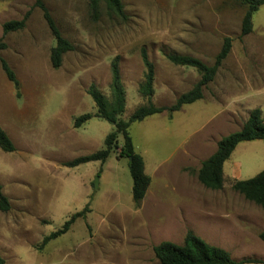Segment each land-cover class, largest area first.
Returning <instances> with one entry per match:
<instances>
[{
    "label": "rangeland",
    "instance_id": "obj_1",
    "mask_svg": "<svg viewBox=\"0 0 264 264\" xmlns=\"http://www.w3.org/2000/svg\"><path fill=\"white\" fill-rule=\"evenodd\" d=\"M120 1L124 18L104 3L94 17L87 0H44L62 37L73 46L62 56L61 66L53 69L50 51L55 41L41 11L33 8L35 0H0V58L20 83L18 99L0 66V82L7 81L12 91L11 97L4 96L13 105L7 114L10 122L3 117L12 124L9 138L16 149L7 153L12 169L1 186L10 204L7 212H0L4 264H159L153 248L162 242L182 245L188 232L227 251L234 261L264 259V243L254 229L262 228L256 226L259 208L246 204L233 191V182L223 179L221 189H207L194 172L221 138L240 130L239 112L211 122L198 136L197 151L187 158L177 151L182 138L175 133L187 119L163 125L168 118L164 112L131 124L128 132L138 153L144 154L147 165L158 164L166 171L153 180L138 207L132 202L127 159L120 156V136L103 165L93 161L63 166L103 150L106 136L114 130L93 116L96 107L88 89L95 85L111 101L110 63L116 56L125 90L120 116L124 121L145 105L139 91L144 80L142 48L154 66L152 103L157 107L170 106L199 79L195 69L170 63L169 54L212 66L223 39H231L228 58L204 91L215 103L237 99L264 75L259 72L264 69V5L253 15L252 32L239 38L246 11L239 0ZM27 13L22 30L3 33L4 23L20 21ZM84 114L92 117L73 128ZM186 114L191 119L198 116L195 106ZM260 152L257 145L246 146L230 160L244 163ZM22 158L26 167L18 171ZM85 207L84 217L40 248L44 237Z\"/></svg>",
    "mask_w": 264,
    "mask_h": 264
},
{
    "label": "trees",
    "instance_id": "obj_2",
    "mask_svg": "<svg viewBox=\"0 0 264 264\" xmlns=\"http://www.w3.org/2000/svg\"><path fill=\"white\" fill-rule=\"evenodd\" d=\"M246 6V11L241 21L239 38H242L252 32L253 15L264 5V0H239ZM91 13L94 17L99 14L100 4L104 3L108 11L119 18H124V11L120 0H87ZM33 8L41 11L44 21L46 22L51 35L54 38L55 45L50 51V63L53 69L61 66L62 56L73 50V46L65 40L58 30L51 14L44 4V0H35ZM29 16L27 13L20 21H9L3 25V33L15 32L22 30ZM4 45H0V48ZM231 39L226 37L220 51L215 57L212 66L206 65L201 60L191 57L169 54L166 59L175 66L190 67L195 69L199 74V80L187 92L178 96L170 106H155L152 103L154 95V66L148 59L144 48L140 51V58L144 67L143 82L139 91L145 99V105L138 107L126 121L120 119L125 109V90L122 86L120 71L118 67L119 57L116 56L110 63L111 73V96L108 102L99 92L95 85L91 84L88 94L93 100L96 112L93 115L96 118L105 120L114 127L113 132L108 134L104 140V149L87 156L75 158L63 164L64 167L72 168L88 162L99 161L104 164L109 155L113 152L114 145L118 137L122 139L121 157L127 159V166L132 180V202L138 207L144 199L147 189L150 185V177L144 171V162L142 157L136 153L132 138L128 132L131 124L141 122L149 116L167 113L171 118L174 112L180 111L184 105L192 104L200 100L203 96L204 88L212 82L218 68L223 60L228 56L231 50ZM0 66L6 78L12 83L16 98H20V83L13 69L2 58ZM92 115L84 114L75 119L73 128H79L83 123L88 121ZM264 140V118L260 109L250 111L248 119L239 131L233 132L221 138L216 144V150L207 159L201 162L197 172V180L207 189L219 190L223 186V165L229 159L236 145L243 141ZM0 149L4 152H14L15 147L6 133L0 128ZM233 191L244 197L245 200L264 208V170L247 180L236 181L232 185ZM10 209L8 198L2 193L0 186V212H7ZM86 207L69 217L62 227L44 237L40 248L45 246L49 241L65 234L70 226L78 219L84 217ZM264 243V231L258 235ZM154 256L159 264H245V263H262L258 260H241L234 261L229 253L221 248L211 246L188 232L182 245H176L170 242H162L153 248ZM0 264H4L0 256Z\"/></svg>",
    "mask_w": 264,
    "mask_h": 264
},
{
    "label": "crops",
    "instance_id": "obj_3",
    "mask_svg": "<svg viewBox=\"0 0 264 264\" xmlns=\"http://www.w3.org/2000/svg\"><path fill=\"white\" fill-rule=\"evenodd\" d=\"M229 56V54H228ZM228 56L223 60V62L228 58ZM221 64L223 66L224 64ZM221 66L218 68L217 73L209 84H212L215 81V78L217 77V74L219 70L221 69ZM260 73L264 74V69L259 71ZM8 80V79H7ZM199 80V79H198ZM209 84L204 88L203 90V96L200 100L195 101L192 104L184 105L180 111L174 112L171 115V118H167V122L163 125H172L178 123V121L182 119L185 120L182 124L179 123L181 126V129L175 133H177V136L179 138H182L181 143L179 144L180 147L177 148V151H180L181 158H187L191 154L195 153L198 149V136L201 135V133L205 132L207 129V126L210 125L211 122H213L216 119H221V117H224L226 114L239 112L241 113L242 122L240 123V129L242 128L243 124L248 119L250 111L253 109H260L262 112V116L264 118V95L261 97V94H264V75L259 77L258 83L254 88L249 89L248 92L239 94L237 96V99H228V101H222L220 103H215V101H212L210 99L205 98L204 91L207 89ZM11 87L10 84L7 81L0 82V128L6 133V135L9 137V135L12 133L10 131H13L11 127L10 118L8 114V111H12V106L10 105L7 100L4 98V96L9 95L11 97ZM195 106V110L198 113V116L195 119L187 118L186 110L187 108ZM11 109V110H10ZM4 114L8 117V124H6V121L4 119ZM192 115L195 114V112L191 113ZM161 115V114H156ZM189 115V114H188ZM154 116V115H153ZM151 117V116H149ZM18 120H20L19 116L16 117ZM146 119V118H145ZM240 119V120H241ZM217 120V121H218ZM144 121V120H143ZM189 121V125L186 126V124ZM184 129V130H183ZM185 131V132H184ZM10 139V138H9ZM11 140V139H10ZM252 146L257 145L261 148L260 155L258 157V153H256L255 156H253L252 159H248L249 161H246L244 163H241L237 160H230V158H233L236 153L243 147L246 146ZM134 146V145H133ZM15 147V146H14ZM134 149L136 153H138L137 147L134 146ZM216 150V149H215ZM16 151V149H15ZM7 153H13V152H4L0 149V186H2L3 180L6 178H9V175L7 172L10 171V168L12 169V162L9 156H7ZM144 162V171L145 173L150 177V185L152 184L153 180L155 178H158L159 176H162L165 174L166 171L160 170L161 165H147L146 159L144 154L138 153ZM230 163H227V165H223V179L228 182H236L241 180H247L250 178H253L255 175L260 173L264 170V140H252V141H243L236 145L234 151L231 153L229 159ZM20 164L18 171H23L26 167L25 158L19 159ZM103 165V164H102ZM192 170V169H191ZM187 170V171H191ZM195 175L197 176L198 168L194 170ZM225 186V182L223 183V186ZM149 189V187H148ZM147 189V191H148ZM147 194V192H146ZM240 195V194H239ZM146 196V195H145ZM241 196V195H240ZM246 204L253 205V202H249L244 199ZM257 206L259 210L261 211L260 220H258L259 225H256L257 227L262 228H254L256 229V233L259 235L262 231H264V208ZM246 218V217H245ZM242 232V231H241ZM258 261H262V263H245V264H264V259L261 257H257Z\"/></svg>",
    "mask_w": 264,
    "mask_h": 264
},
{
    "label": "water",
    "instance_id": "obj_4",
    "mask_svg": "<svg viewBox=\"0 0 264 264\" xmlns=\"http://www.w3.org/2000/svg\"><path fill=\"white\" fill-rule=\"evenodd\" d=\"M93 186H94L95 188L98 187V177H95L94 182H93Z\"/></svg>",
    "mask_w": 264,
    "mask_h": 264
}]
</instances>
